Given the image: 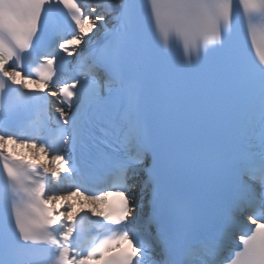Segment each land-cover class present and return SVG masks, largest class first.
Segmentation results:
<instances>
[{
	"label": "snow or ice",
	"instance_id": "6c2138e0",
	"mask_svg": "<svg viewBox=\"0 0 264 264\" xmlns=\"http://www.w3.org/2000/svg\"><path fill=\"white\" fill-rule=\"evenodd\" d=\"M0 264H264V0H0Z\"/></svg>",
	"mask_w": 264,
	"mask_h": 264
},
{
	"label": "bare ground",
	"instance_id": "6f19581e",
	"mask_svg": "<svg viewBox=\"0 0 264 264\" xmlns=\"http://www.w3.org/2000/svg\"><path fill=\"white\" fill-rule=\"evenodd\" d=\"M18 151H21L24 156L31 158V153L29 150H27V149L19 150L18 149Z\"/></svg>",
	"mask_w": 264,
	"mask_h": 264
}]
</instances>
